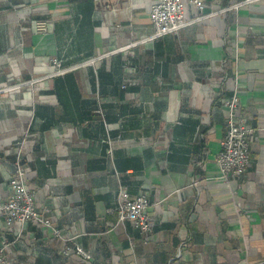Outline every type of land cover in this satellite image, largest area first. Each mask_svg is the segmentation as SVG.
<instances>
[{
    "label": "crops",
    "instance_id": "crops-1",
    "mask_svg": "<svg viewBox=\"0 0 264 264\" xmlns=\"http://www.w3.org/2000/svg\"><path fill=\"white\" fill-rule=\"evenodd\" d=\"M153 1L0 0V206L20 166L52 222L0 214L11 264H264V0H201L216 14L151 39ZM235 89L255 136L246 176L225 181ZM121 187L148 195L150 233L108 212ZM75 245L92 259L63 254Z\"/></svg>",
    "mask_w": 264,
    "mask_h": 264
},
{
    "label": "built area",
    "instance_id": "built-area-1",
    "mask_svg": "<svg viewBox=\"0 0 264 264\" xmlns=\"http://www.w3.org/2000/svg\"><path fill=\"white\" fill-rule=\"evenodd\" d=\"M259 1L262 0H240L226 6L221 12L238 10L242 6L252 5ZM187 6H192L195 13H197L191 19L186 18ZM204 9L205 5L201 0H154L149 11V19L154 30L151 39L177 35L189 25L216 14L212 12L204 15ZM35 24L37 33L45 34L48 32L49 23L47 21H36ZM50 62L57 75L64 74L72 68L63 67L61 61L57 58H51ZM87 63L92 64L93 61ZM34 82V80H31L28 83L33 85ZM44 83H47L46 80H44ZM223 106L227 116L224 134L220 142V151L215 158V163L221 179L238 181L247 174L250 165V147L254 140L255 130L248 125L246 119L240 113L236 89L223 102ZM98 112L101 113L100 110ZM16 167L9 179V195L0 206V214L3 215L5 226L11 228L15 225L31 224L35 227L50 228L52 222L50 216H48L49 209L46 207L40 209L37 206L34 193L26 185L24 170L20 166ZM149 207L150 202L145 192L131 195L125 187H121L117 193L114 206L108 212L116 214L119 222L128 221L137 232L146 235L152 229L148 213ZM53 235L60 238L58 231H54ZM8 246L7 241L0 242V264H11L6 257ZM70 253L81 257L84 261L92 259L91 254L80 246L67 247L63 251V254L67 256Z\"/></svg>",
    "mask_w": 264,
    "mask_h": 264
},
{
    "label": "rangeland",
    "instance_id": "rangeland-1",
    "mask_svg": "<svg viewBox=\"0 0 264 264\" xmlns=\"http://www.w3.org/2000/svg\"><path fill=\"white\" fill-rule=\"evenodd\" d=\"M54 72H55V70H54ZM56 73V72H55ZM32 80V79H31ZM31 80H28V81H26V82H24V83H21V85H30V83H28L29 81H31ZM34 80V79H33ZM39 80H45V78H42V79H39ZM35 81V80H34ZM36 82V81H35ZM43 82V81H42Z\"/></svg>",
    "mask_w": 264,
    "mask_h": 264
},
{
    "label": "trees",
    "instance_id": "trees-1",
    "mask_svg": "<svg viewBox=\"0 0 264 264\" xmlns=\"http://www.w3.org/2000/svg\"><path fill=\"white\" fill-rule=\"evenodd\" d=\"M124 88H125V86H124Z\"/></svg>",
    "mask_w": 264,
    "mask_h": 264
}]
</instances>
